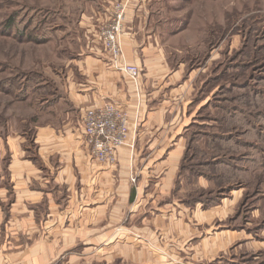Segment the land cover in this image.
I'll use <instances>...</instances> for the list:
<instances>
[{
	"label": "crops",
	"instance_id": "0c3cea01",
	"mask_svg": "<svg viewBox=\"0 0 264 264\" xmlns=\"http://www.w3.org/2000/svg\"><path fill=\"white\" fill-rule=\"evenodd\" d=\"M88 2L74 75L61 79L64 93L41 102L44 120L29 144L10 150L0 264H252L246 255L264 250V240L214 210L225 199L182 200L186 177L209 186L206 172L182 176L181 166L190 125L208 101L196 99V70L172 65L165 53L162 0L126 3L120 43L124 60L140 69L136 81L113 67L100 43L112 2ZM108 101L129 119L114 165L92 158L78 131L83 110Z\"/></svg>",
	"mask_w": 264,
	"mask_h": 264
},
{
	"label": "rangeland",
	"instance_id": "374dc122",
	"mask_svg": "<svg viewBox=\"0 0 264 264\" xmlns=\"http://www.w3.org/2000/svg\"><path fill=\"white\" fill-rule=\"evenodd\" d=\"M88 1L0 0V187L7 183L4 172L13 144L24 139L28 145L34 126L44 120L40 102L64 93L61 79L74 75L75 55L81 45L79 20ZM110 1L109 17L113 4L129 0ZM162 9L165 53L172 65L183 63L186 71L196 70L195 91L202 83L199 96L208 101L202 112L211 115L216 126L224 121L209 129L218 134L211 142L199 137V149L192 148L189 154L194 158L189 159L194 164L191 172L203 171L215 178L203 189L196 182L193 186L188 177L181 195L210 193L207 195L225 199L221 200L222 209L214 210L226 217L228 224L243 227L253 239L263 241L264 164L256 168L240 162L231 170L217 164L200 165L212 149L215 153L226 148L225 154L250 158L244 155L246 149L240 151L230 141L227 145L220 141L226 134L233 136L229 128L245 130L248 124L242 119L264 132V0H162ZM237 83L241 87L233 88ZM26 84L31 91L24 92ZM247 86L249 90H242ZM236 94L242 96L239 106L245 109L244 118L238 119L236 114L231 120L217 114L224 98ZM230 101H226L228 110ZM233 139L251 141L252 136L238 134ZM257 141L259 155L264 157V140ZM246 257L262 264L264 250ZM89 261L85 259L84 264H106Z\"/></svg>",
	"mask_w": 264,
	"mask_h": 264
},
{
	"label": "built area",
	"instance_id": "2783aa9c",
	"mask_svg": "<svg viewBox=\"0 0 264 264\" xmlns=\"http://www.w3.org/2000/svg\"><path fill=\"white\" fill-rule=\"evenodd\" d=\"M125 7L123 1L113 4L110 17L99 26L98 35L113 67L136 81L140 69L124 60L120 43ZM128 121L126 109L114 102L86 107L80 115L78 131L90 156L100 163L114 165L117 149L127 141Z\"/></svg>",
	"mask_w": 264,
	"mask_h": 264
},
{
	"label": "trees",
	"instance_id": "16d2710c",
	"mask_svg": "<svg viewBox=\"0 0 264 264\" xmlns=\"http://www.w3.org/2000/svg\"><path fill=\"white\" fill-rule=\"evenodd\" d=\"M237 86H240L241 87V83H237V84H233L232 87H237ZM202 87V83L201 85L199 86V88L196 90V99H203L202 96H199V93H201L199 90L201 89ZM225 88L227 87L226 85L224 86ZM249 86L247 87H244L242 90H246V89H250L248 88ZM196 88V87H195ZM228 89L230 87H227ZM26 92L28 90H30L29 88V85H25L24 88H23ZM32 89V88H31ZM31 91V90H30ZM34 91V90H33ZM257 94L255 93V96ZM242 96H238L236 94V96H230V98L228 97H225L223 102L224 104H220L218 105L217 107H219L220 109V112H218L217 114L219 115H224L226 117H230V119H234L235 115L237 114L238 116V119H242L244 118L243 116V111L245 109H243L242 107L239 106V104L241 105L242 104V101L240 100ZM227 99V100H226ZM228 100H231L230 102H228V104H231V106H229V110H228V106H227V103L226 101ZM43 101V100H42ZM41 101V102H42ZM41 102H40V106L41 105ZM208 103V102H207ZM251 103V102H250ZM206 105V104H205ZM248 105H251V104H246V106ZM42 108V107H40ZM205 107L201 109H199V114L197 116V118L194 120V123H192L190 125V134H189V144H190V147L188 149H186L185 151V154L183 156V160H182V176L183 175H186V172L184 173L183 171L184 170H187L188 171V174L190 176V174H197L199 171L197 170L196 172H191L192 169L191 167H193L192 164H190L189 162V159H194L193 156L189 155L190 154V150L193 148H198L199 149V143H198V138L199 137H203V138H207L208 137V141L211 142V139H213L214 137H216L218 134H213L212 132H208L209 129L212 127H220L219 124H224V121L222 120L220 123H218V126H216V122L214 123V120L212 119L211 115L209 114H206V113H203V109ZM243 110V111H242ZM217 111H218V108H217ZM247 111V110H246ZM248 114V112H246ZM222 116H219L222 118ZM217 119V118H215ZM243 123H247V128L245 130L241 129V128H237V129H230L229 128V133L232 134L233 136L229 137L228 134L225 135V137L222 138V140L220 139V141L222 143H225L226 145L228 144V141H230L233 145V147L236 148H239V150H244L246 149L247 153H244V155H248L250 156V158L246 159V158H243L244 156H240V157H236V156H233L232 154L228 155V154H225L228 149L226 148H222L221 151H218V152H215L213 153L214 151H210V154H209V157L206 159V161L202 164V166H211V165H221L223 166L224 168H226L227 170H231L233 169L238 163H246V166H249V165H255L256 168H258L260 166V164H264V157H261L259 155V146H258V141L257 140H261L263 141L264 140V132H258V130H256L255 127H253V125L250 123V122H247L246 119L245 120H241ZM240 122V123H242ZM242 123V124H243ZM232 127V126H230ZM245 135V134H249L252 136V140L251 141H242L241 139L240 140H237L235 141L233 138L235 135ZM212 136V137H211ZM256 140V141H255ZM237 155H243V154H240L238 153ZM188 176V175H187ZM206 178L207 179H214L215 176H211L210 174H207L206 173ZM186 180L188 179V177L185 178ZM207 194H210V193H207ZM207 194L205 193H202V194H192V193H188L185 197L183 196L182 200L185 204L187 205H192L196 202H202L204 203L205 205H212V204H215L218 202V197H212V196H208Z\"/></svg>",
	"mask_w": 264,
	"mask_h": 264
}]
</instances>
